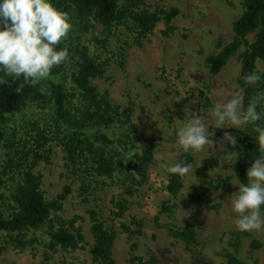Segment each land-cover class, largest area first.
<instances>
[{
    "label": "rangeland",
    "instance_id": "rangeland-1",
    "mask_svg": "<svg viewBox=\"0 0 264 264\" xmlns=\"http://www.w3.org/2000/svg\"><path fill=\"white\" fill-rule=\"evenodd\" d=\"M242 1L143 0L144 8L150 11L156 8L178 11L172 21L175 27L172 34L165 36V24L159 22L152 33L141 40L124 26L113 29L109 34L96 26L82 39L92 58L105 67L103 77L92 80V84L99 93H106L114 104L121 108L129 107L132 122L155 145L147 180L143 185L134 187L131 196L123 195L116 178H100L103 185L88 196L87 202L82 201L80 182L66 168L60 145L65 129L56 120L49 92L52 85L61 84L68 93H74L71 75L75 69L66 60L62 63V72L51 73L37 83L44 100L28 102L1 125L0 176L4 183L0 191L6 197L10 195L18 181V166L32 164L34 152L47 157L46 160L37 159L33 168V172L42 177L41 190L45 200L53 202L66 186L70 187V194L61 209L51 211V221L57 226L58 219L68 221L78 217L74 227L81 230L85 242L77 250H49V232L48 226H45L28 232L27 239H34V242L24 252L15 254L9 239L0 236V245L6 247L0 255V264H41L45 253L50 256L48 264H93L89 210L98 213L106 229L116 230L112 250L116 264H128L132 252L143 259L154 255L157 264H225L226 251L233 252L245 264H264L262 250L250 252L249 239H241L234 250L229 245L233 234L238 232L230 195L237 192L239 186L230 183L235 180L234 164H226V153L221 148L223 146L229 151L230 144L221 145L220 140L231 128L209 126V131L213 133V147L208 155L203 152L194 157L191 164L196 168L194 176L184 178L183 188L176 198L165 190L169 175L165 166L181 163L184 156L175 147L173 132L177 126L175 120L184 119L185 105L190 104L191 110L207 123L209 109L219 99L214 93L223 90L227 94L240 90L237 80L245 46L217 75L209 74L205 59L232 40V25L242 14ZM75 37L76 33L71 30L68 42L74 41ZM254 38L255 34H250L248 43ZM262 66L264 62L258 61L256 70ZM200 90L209 97L211 105L207 109L200 106ZM39 137L45 139L41 148L37 141ZM142 148L143 144H139L140 152ZM224 178H228L226 185L220 188L212 186L216 180ZM120 195L128 201L121 222L130 226L132 217L141 221V235L129 236L120 229V222L113 219V199ZM192 196H200L211 207L217 205L218 208L201 206L191 200ZM168 201L176 204L173 223L177 227L189 226L197 235V243L190 250L182 241L173 238L167 229L170 220L160 211L161 205ZM65 227L69 228L68 225ZM131 228L134 229L133 226ZM251 233L254 238L264 241V230ZM132 245L136 247L134 251H131Z\"/></svg>",
    "mask_w": 264,
    "mask_h": 264
},
{
    "label": "trees",
    "instance_id": "trees-1",
    "mask_svg": "<svg viewBox=\"0 0 264 264\" xmlns=\"http://www.w3.org/2000/svg\"><path fill=\"white\" fill-rule=\"evenodd\" d=\"M53 5L61 12L67 14L71 30L76 33L74 41L64 40L58 45L67 51V61L73 67L71 83L74 93H68L61 84L50 87L51 101L54 106L56 120L65 129V134L60 139L64 152L66 168L71 175L80 182V196L87 202L88 196L96 191L103 182L100 178H116L123 189V195H133L136 186L143 185L147 180L148 169L154 158L155 145L151 139L144 137L131 120V109L121 108L114 104L106 93H99L92 84V80L100 79L105 73L103 64L92 58L89 48L82 44V39L96 26L101 27L103 33L109 34L117 27H128L138 39H144L152 33L159 22L165 24L163 34L168 36L175 31L173 19L178 15L176 9L163 10L156 8L150 11L145 7L143 0H52ZM143 7V9H139ZM232 40L221 47L220 51L206 57L205 62L210 75H217L237 54L242 46L246 50L242 53L241 70L238 77V86L241 91L242 102L246 106L248 99L258 89H264V82L256 88L248 87L242 77L250 71L256 70L258 61L264 62V0H243L242 14L232 25ZM255 34L254 41L248 43L247 37ZM63 65L52 69L51 73L62 72ZM0 143L3 139L2 126L7 117L19 112L30 101L44 100V95L37 84L32 85L20 80L0 74ZM200 106L204 109L211 103L207 94L200 90ZM261 123H264L262 121ZM237 139V144L230 145L229 152L236 151L238 159L234 163L233 176L242 183L247 180V170L259 155L258 145L255 143V133L250 128L228 130ZM42 147V137L37 139ZM139 144H143L140 152ZM32 164L18 166V181L8 197L0 191V236L9 239L13 252L20 254L30 246L33 240L27 239L26 234L41 227L48 226L49 250L60 249L72 251L81 249L85 237L79 228L74 225L79 220L74 217L65 221L58 219L57 226L51 221V211H59L63 202L70 194V187L66 186L53 202L44 198L41 190L42 177L33 172L34 164L41 157L33 154ZM194 156L184 154L183 162L192 164ZM183 177L176 174L168 175L165 187L167 193L176 198L183 188ZM228 178L216 180L212 186L220 188L226 185ZM4 180L0 176V189ZM120 195L113 199L111 215L120 222V229L129 236L141 235V221L132 217L129 225L122 223L128 208V201ZM191 200L206 208L210 206L200 196H192ZM175 203L170 201L161 205V213L169 218L167 229L170 235L184 243L190 250L197 243V235L189 226L177 227L175 220ZM90 232L93 245L90 249L93 264H116L112 257V250L117 232L115 229H106L99 220L95 210H89ZM68 225L69 228L65 226ZM134 227V229L131 228ZM241 239H249L250 252L262 250L264 257V241L252 236L250 232H235L229 242L234 250ZM0 245V255L5 250ZM136 249L131 246V251ZM225 264H245L233 252L224 253ZM50 256L45 253L41 264H48ZM157 257L150 255L147 259L130 254L128 264H157ZM72 264V263H70ZM74 264V263H73Z\"/></svg>",
    "mask_w": 264,
    "mask_h": 264
},
{
    "label": "clouds",
    "instance_id": "clouds-1",
    "mask_svg": "<svg viewBox=\"0 0 264 264\" xmlns=\"http://www.w3.org/2000/svg\"><path fill=\"white\" fill-rule=\"evenodd\" d=\"M71 27L67 14L59 11L52 0H0V74L13 80L22 78L24 83L32 85L48 78L52 69L67 59V51L57 46L68 38ZM242 79L248 87L256 88L264 80V66L250 71ZM3 82L0 79V83ZM241 91L227 94L223 90L216 91L214 96L219 99L209 109L207 123L191 110L190 104L185 105L184 119L175 120L177 126L173 136L180 153L195 157L203 152L208 155L213 147L209 126L250 128L255 133L259 155L247 170L246 182L242 183L236 176L234 182H230L239 186V190L230 195L235 228L250 233L264 230V123H261L264 121V89H258L246 106ZM225 143L234 147L237 139L225 132L220 144ZM221 148L226 153V164H234L238 153ZM165 167L167 173L183 178L194 176L196 169L187 162Z\"/></svg>",
    "mask_w": 264,
    "mask_h": 264
}]
</instances>
